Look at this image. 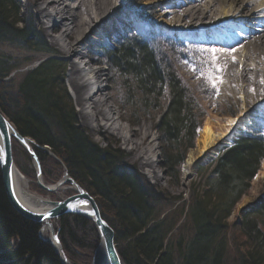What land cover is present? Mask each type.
Masks as SVG:
<instances>
[{
    "label": "trees",
    "instance_id": "16d2710c",
    "mask_svg": "<svg viewBox=\"0 0 264 264\" xmlns=\"http://www.w3.org/2000/svg\"><path fill=\"white\" fill-rule=\"evenodd\" d=\"M136 3L132 1V5ZM19 11L17 0H0V43L51 54L33 20L21 19ZM177 48L166 38L127 34L113 48L99 47L98 51L101 62L123 85L124 104L137 105L132 113H160L154 130L161 145L163 167L171 179H176L177 167L193 147L201 127L204 115L198 94H207L202 89L205 79L194 78L198 91L185 83L180 73L186 71L176 68L180 61ZM10 60L0 56L1 114L21 137L49 148L68 176L95 199L101 217L114 232L121 264H228L226 221L246 195L264 160V140L257 125L245 134H237L231 146L222 149L212 162L213 179L206 180L204 191L191 194L185 215L191 228L189 237L172 245L168 237L175 222L166 215L160 218L165 209H158L162 206L155 196L161 194L128 167L121 151L110 143L103 148L94 144L78 125L61 78V62L51 58L43 61L24 74L15 89L12 82H4L17 69ZM34 152L44 163L46 155L40 149ZM239 220L230 228L245 239L248 249L229 264H264V197L244 208ZM56 223L65 253L66 243L75 239V232L84 234L82 240H76V246L87 240L85 247L95 240L89 246L95 249L97 235L91 222L65 215ZM39 228L12 209L0 173V264H60L51 247L39 239ZM69 259L74 262L76 257Z\"/></svg>",
    "mask_w": 264,
    "mask_h": 264
},
{
    "label": "rangeland",
    "instance_id": "374dc122",
    "mask_svg": "<svg viewBox=\"0 0 264 264\" xmlns=\"http://www.w3.org/2000/svg\"><path fill=\"white\" fill-rule=\"evenodd\" d=\"M132 1H137L138 4L132 5ZM17 2L20 9V18L25 20L31 18L33 20L32 22H34L36 30L39 31L38 36L44 40L46 47L52 53L46 55L42 52L24 50L23 47H14L7 43H0V56L11 59L9 63L17 67V69L8 75L4 82H12V87L16 89L17 85L22 81L24 74L33 71L43 61L51 58L57 62H61L60 65L64 67L61 78L64 83L65 92L74 109L80 128L99 147L103 148L110 143L113 148L123 153L128 167L134 168L143 177L144 181L153 187L155 193L159 192L161 194L155 196L156 199H159L158 202H161L162 206L158 209L162 210L163 207L165 209L160 218L166 215L168 219H172L175 222L174 228L168 237V242H171L173 245L180 238L185 241L191 232L185 216L191 194L194 191L198 193L204 191L203 187L205 186L204 183H206V180L211 181L213 179L211 175L212 162H214L222 149L231 146L232 139L237 134H245L252 129L253 125H257L258 130L261 128L264 134V90H256L249 83L243 85L241 93L244 99L247 100L244 103L239 96L240 94H238L244 76L241 82L232 73L226 75L224 65L220 60L222 56L218 58L216 54L217 47L210 44V41H216L217 39L221 42L220 39L223 40L225 37L222 32L231 31L230 28L232 25L223 23L217 29L212 30L213 34H217L214 38L210 37L205 31H202L201 25L192 27L193 29L191 28L192 30L190 31L185 28L189 22V18L184 16L186 11L191 8L190 5H187V0H108L105 6L102 4L103 12L97 18L93 14L96 10L94 0H70V14L78 15L82 24L77 34L74 33L68 37L66 44H71V46L75 45L77 51L85 56L89 62V66L100 71L103 95L107 100V104L114 110L115 117L121 126L127 128L126 132L129 141L124 142L119 136L108 131L102 129L92 130L82 121L81 116L77 112L76 102L69 86L72 83V79L75 78V75H72L70 71L72 58L53 41L54 37L60 36L64 28L58 19L57 21L51 19L52 23H50V19H45L47 17L43 12L45 6L51 4L52 0H17ZM81 5L82 7L79 11ZM181 5L184 6L180 9L179 7ZM49 9L54 10L55 13L58 11L56 6L53 5ZM96 13L99 12L96 11ZM146 15H150L151 17H146ZM98 18H101V21H108V28H103L105 29L104 31L99 28V33H96L99 27V22H96ZM91 24H93L92 27ZM233 24L237 23L234 22ZM257 25L261 24L259 23ZM245 27L249 28L248 26ZM70 28H72V25ZM89 28H92V30L96 28V32L93 30V33L91 30V33H88L87 30ZM131 28L135 29L138 36L139 34H147L148 32L158 33V40L166 38L179 47L177 51L180 55V61L179 66L176 65V68L186 71L181 72L180 75L184 76L185 83L190 89L199 90L198 83L193 81L194 74L191 71L195 68L194 64L200 62V65L204 67L203 69H207L199 76L201 77L200 80H204L207 77L206 84L204 83L203 85L205 88L202 87L207 94L205 96L198 94L204 115L199 131L203 127L204 121L211 116L219 119L221 124H225L228 119H235V125L230 129L224 141L216 149L210 151L206 159L194 162L190 174L186 177L182 176V165L187 155L195 149L199 131L193 141V147L186 152L183 162L177 167L178 175L176 179H171L163 167L160 150L161 145L158 134L154 130V125L160 113H152V110H149L148 115L135 116L132 110L133 108L137 109V105L133 104L132 107H129L124 104L125 97L123 91H121L123 85L120 79L115 77L110 68L103 64L99 58V47L113 48L121 38L131 32ZM111 30H113V34L109 35L108 33L109 31L112 32ZM152 33L151 35H153ZM239 37L236 40L237 43L232 47V51H229L226 46L220 47L224 52L227 51V57L236 58L234 53L239 50L241 51L243 48L245 41H243L241 35ZM80 38L81 44L78 41ZM224 39L228 42L233 41L230 36ZM258 58L256 57L257 61ZM260 60L263 61L264 57L260 58ZM218 76L219 79L217 78ZM63 102L68 104L66 100H63ZM163 104L166 105L165 102ZM134 142H138L137 148L132 145ZM31 146L32 149L41 150L42 148L36 146L35 143L31 144ZM45 148L47 153L41 150L46 155L44 156V163L38 161L41 171V183L44 186H53L62 179L63 167L60 166L61 161L52 154L49 148ZM147 148L151 149L153 160L149 166L143 165L141 159L144 149ZM11 153L15 168L25 181L26 193L51 202H60L75 194L68 184H63L54 192L43 191L37 184L31 157L14 139H11ZM52 161L56 162L61 168L56 167ZM58 168H60V171H57ZM260 197H264V160L260 164L258 173L251 181L246 195L242 196L239 202L236 203L230 217L226 221L229 230L226 237L228 250L225 252V254L227 253L225 255V263H235L237 258L240 257V254L248 249L245 239L240 237L230 226L238 223L243 209L257 201ZM83 219L91 222L95 229L97 241L94 250L90 247L94 245L95 240H90L89 245L85 247H83L84 242L87 240L82 241V246L80 244L76 246V240H82L84 234L75 232L74 241L72 240L70 243H66L68 253H65L58 237V231L56 229L57 223L55 221L51 223L53 234L57 236L63 255L70 264H92L93 259L95 264L96 250L100 247V239L94 224L86 218ZM42 239L43 241L40 239L42 242L48 239L51 240L50 232L42 234ZM66 254H68V257ZM69 256L71 258L76 257L74 262L69 259ZM100 262L101 264H108L104 255L101 257Z\"/></svg>",
    "mask_w": 264,
    "mask_h": 264
},
{
    "label": "bare ground",
    "instance_id": "6f19581e",
    "mask_svg": "<svg viewBox=\"0 0 264 264\" xmlns=\"http://www.w3.org/2000/svg\"><path fill=\"white\" fill-rule=\"evenodd\" d=\"M107 1L108 0H94L96 9L93 13L94 17L97 18L101 15L100 13L103 12L102 4L105 6ZM187 1V5H190L191 8L186 11L184 16L189 18V22L185 28L190 31L193 29L192 27L201 25L202 31H205L210 37L214 38L217 34H213L212 30L217 29V27L221 26L223 23L232 25L230 30L233 31V33H231V31H224L222 33L225 37L230 36L233 41L228 42L224 37L223 40L220 39L222 43L217 39L216 41H210V44L217 47V57L219 58L222 56L220 60L224 65V72H226V75L232 73L239 81L243 80L244 76V80L243 82L241 81V87L238 92L244 103L247 100L244 99L241 93L243 85L249 83V85L255 87L256 90L259 89L263 91L264 83H261V81L264 80V60L261 61L260 58L264 57V0ZM52 5L56 6L58 10L57 13L49 9ZM182 6L184 5H181L179 8L181 9ZM81 7L82 5L79 7V11ZM96 11L99 13H96ZM43 12L47 17L45 19H50V23H52L51 19H55V21L58 19L64 28L60 36L54 37L53 41L72 58L70 71L72 75H75V78L72 79V83L69 84V86L76 102L77 112L81 116L82 121L92 130L102 129L119 136L124 142H128L129 137L126 132L127 128L124 126L122 127L117 121L114 110L107 104V100L103 95L100 71L89 66V62L84 55L77 51L75 45L71 46V44H66L68 37L74 33L77 34L82 24L78 15L70 14V0H52L51 4L45 6ZM96 22H99L97 30L99 28H108V21H101V18H98ZM234 22L237 24H233ZM259 23L261 25H257ZM71 25L72 28H70ZM92 26L93 24H91V27ZM91 30L92 28H89L87 30L88 33H91ZM93 30L96 32V28H93ZM93 30L92 32L94 33ZM104 30L105 29L102 31ZM111 31L112 32L109 31V35L113 34V30ZM96 33H99V30ZM240 35L243 41H245L243 48L241 51L239 50L234 53L236 58L227 57V51L224 52L220 47L226 46L229 51H232V47L237 43L236 40L240 38ZM78 41L81 44V38ZM256 57H259L258 61ZM233 121H235V119H228L225 124H221L219 119L215 116H211L204 121L203 127L196 138V147L187 155L182 165L181 171L183 177L190 174L194 162L206 159L208 153L216 149L217 146L224 141L230 129L235 125V123H232ZM132 145L137 148L138 142H134ZM141 159L143 165H151L153 162L151 149H144ZM14 182L16 190L21 198H23L27 204H35V202L30 199L31 195L26 194L25 181L18 172L15 173ZM49 231L50 227L45 226L42 233L46 234ZM102 256L103 250L100 248L97 250L95 264H101L100 260Z\"/></svg>",
    "mask_w": 264,
    "mask_h": 264
},
{
    "label": "water",
    "instance_id": "95a60500",
    "mask_svg": "<svg viewBox=\"0 0 264 264\" xmlns=\"http://www.w3.org/2000/svg\"><path fill=\"white\" fill-rule=\"evenodd\" d=\"M11 139L16 140L31 157L34 164L37 184L40 189L45 192H54L63 184H68L75 194L60 202H51L31 195L30 199L35 202V204H27V202L21 198L15 187L14 180L17 170L12 160ZM31 144H33V142L27 138L21 137L0 112V173L3 190L12 209L24 219L40 226L41 229L38 232V236L42 241L43 228L45 226L50 227L49 232L51 234V240H44V242L51 246L60 264L70 263L63 255L57 236L53 234L51 223L64 215H77L92 221L100 239L99 248L103 250V255L107 263L121 264L114 242V232L102 219L94 199L68 176L67 170L61 162L63 167L62 179L56 185L44 186L41 183L39 162L33 152ZM41 150L47 153L45 147H42ZM52 157L56 159L54 156ZM92 264H94V259Z\"/></svg>",
    "mask_w": 264,
    "mask_h": 264
},
{
    "label": "snow or ice",
    "instance_id": "6c2138e0",
    "mask_svg": "<svg viewBox=\"0 0 264 264\" xmlns=\"http://www.w3.org/2000/svg\"><path fill=\"white\" fill-rule=\"evenodd\" d=\"M217 78L219 79V76ZM261 83H264V80H262ZM213 87H215V85H213ZM232 123H235V121H233Z\"/></svg>",
    "mask_w": 264,
    "mask_h": 264
}]
</instances>
